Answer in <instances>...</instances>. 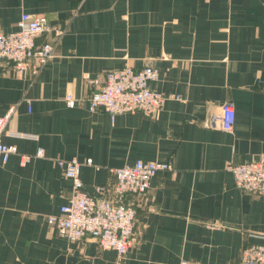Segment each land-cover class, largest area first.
<instances>
[{
  "label": "crops",
  "instance_id": "1",
  "mask_svg": "<svg viewBox=\"0 0 264 264\" xmlns=\"http://www.w3.org/2000/svg\"><path fill=\"white\" fill-rule=\"evenodd\" d=\"M22 12L64 31L38 38L54 48L36 74L0 60V115L11 111L0 139L17 147L0 163V264H239L243 246L264 244V197L238 189L227 170L264 159V0H0V31ZM147 64L159 69L151 88L178 99L152 116L88 110L106 71ZM225 101L230 131L213 115ZM70 158L90 194L113 183L110 167L170 161L131 197L136 240L123 256L47 222L71 194L56 163Z\"/></svg>",
  "mask_w": 264,
  "mask_h": 264
},
{
  "label": "built area",
  "instance_id": "2",
  "mask_svg": "<svg viewBox=\"0 0 264 264\" xmlns=\"http://www.w3.org/2000/svg\"><path fill=\"white\" fill-rule=\"evenodd\" d=\"M64 28L49 24L45 15L22 12L14 30L0 31V60L9 64L18 73H38L53 56L54 41ZM50 34L54 41L38 38ZM158 68L152 64L139 69L124 65L103 74L101 84L87 97L88 110L102 109L111 119L116 114L140 112L154 115L165 99L175 97L151 88L150 83L158 79ZM67 107L75 105V98L64 96ZM11 111L0 115V136ZM214 119L223 131H230L234 122V107L225 101L217 107ZM18 136L29 137L26 133ZM17 147L0 139V163L8 161ZM38 148L35 156L41 157ZM31 155L21 154L20 162H29ZM58 167L71 182V194L59 208V213L47 217V222L56 233L69 241L93 238L101 249H111L123 256L136 240V211L131 201L134 195H142L150 188L151 180L158 173L171 169L170 161H143L136 159L122 166L110 167L113 183L96 186L95 193L84 189L80 178L81 162L76 158L58 159ZM85 163H90L86 159ZM227 170L235 185L243 192L264 197V159H250L241 163H230ZM179 264H192L186 260ZM239 264H264V244L245 245L240 250Z\"/></svg>",
  "mask_w": 264,
  "mask_h": 264
},
{
  "label": "rangeland",
  "instance_id": "3",
  "mask_svg": "<svg viewBox=\"0 0 264 264\" xmlns=\"http://www.w3.org/2000/svg\"><path fill=\"white\" fill-rule=\"evenodd\" d=\"M158 72H159V69H158ZM158 91V90H157ZM161 92V91H160ZM165 94V93H164ZM167 95H173V94H167ZM176 96V99L179 98V96L177 94H174ZM170 98H175V97H170Z\"/></svg>",
  "mask_w": 264,
  "mask_h": 264
}]
</instances>
